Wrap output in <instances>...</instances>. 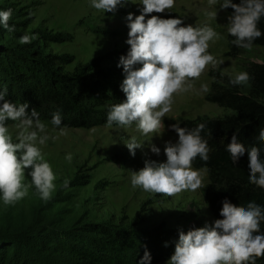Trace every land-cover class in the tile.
<instances>
[{
	"label": "clouds",
	"instance_id": "clouds-1",
	"mask_svg": "<svg viewBox=\"0 0 264 264\" xmlns=\"http://www.w3.org/2000/svg\"><path fill=\"white\" fill-rule=\"evenodd\" d=\"M140 7L139 14L128 12L125 20L129 32L125 43L129 49L121 55L117 67H122L124 79L120 84L125 99L110 106L106 123L120 128L133 124L142 136L165 132V116L172 111L174 95L188 92L206 68L219 69L224 63L208 51L210 42L223 35L209 23L194 26L185 23L180 16H161L170 13L176 0H89L90 6L105 15L115 14L129 4ZM209 10L206 15L217 19L220 10L229 7L234 11L228 16L227 34L234 37L231 41L237 47L251 51L256 40L264 36L259 22L264 18V0H207ZM156 13V14H153ZM151 14V15H150ZM12 9H0V27L9 32L15 31V24H9ZM35 34L25 33L19 37L22 44H29ZM264 64V59L255 58ZM252 77L247 71H238L230 79L233 85L249 84ZM201 88L207 90V85ZM7 87L0 88V202L14 205L24 199L33 189L42 200L52 198L56 190V173L41 146L50 136L47 125L40 119V113L29 104H16L5 99ZM8 121L15 122L18 131H10ZM54 130L64 133L62 113L57 110L50 121ZM178 134L175 142L164 144L166 160L145 159L144 166L138 171L131 170L130 183L134 188L145 192L162 193L169 197L185 191H195L203 184L200 169L192 167L199 157L210 159L208 140L201 132L205 123L195 128L181 127L180 122L168 125ZM258 143H264V130L259 132ZM130 155L137 149L143 150L145 142L136 136L124 143ZM147 147L157 156L161 148L155 143ZM227 152L233 162L245 157V148L234 134L227 144ZM72 161V153L64 157ZM247 183L264 189V156L261 149L251 147L247 150ZM30 177L26 182L25 173ZM63 187H70V179L64 178ZM221 219L193 227L186 232L179 229L173 254L165 264H256L264 257V205L251 200L244 207L234 206L229 200L222 201ZM168 242H165L167 246ZM152 255L145 245L143 256L137 264H152Z\"/></svg>",
	"mask_w": 264,
	"mask_h": 264
},
{
	"label": "rangeland",
	"instance_id": "rangeland-1",
	"mask_svg": "<svg viewBox=\"0 0 264 264\" xmlns=\"http://www.w3.org/2000/svg\"><path fill=\"white\" fill-rule=\"evenodd\" d=\"M140 7L142 6L130 3L115 14L105 15L93 9L89 0H0V9H12L19 37L25 33L35 34L31 42L35 49L53 56L64 74H72L75 69L94 61H98L103 68L117 67L119 59L115 61L114 58H118L122 49L130 47L125 43L129 32L125 17L128 12L139 14ZM208 10L207 0H176V6L170 13L158 14L178 15L194 26L209 23L223 35L215 42H210L208 51L224 61L219 69L206 68L188 92L174 95L172 111L164 118L165 132L162 136H142L134 124L120 128L109 126L106 122L89 123L81 127L66 124L63 125L66 127L61 134L50 123L51 113L40 117L47 125V133L56 137L41 146L45 158L50 161L56 173V190L47 201L30 189L28 196L14 205L0 202V258L7 255L8 263L13 258L14 246L21 244L23 248L19 247L17 252L21 256L16 259L19 262L17 264H32L31 261L27 262L29 255L23 254V249L28 245L21 232L7 233L5 228L16 226L23 229L24 224L32 223L34 216H39L41 224H46L48 222L43 215L44 210H50V218L55 219L62 231L81 227L84 223H103L123 229H159L178 235L179 229L186 232L215 220L204 199V188L209 182L205 169H200L203 184L199 189L185 190L171 197L162 193L145 192L134 188L130 183L131 170L138 171L142 168L145 159L166 160L163 152L165 142H175L178 139V134L168 128V125L186 119L221 118L230 114L228 110L206 99L215 79L211 74L231 79L236 72L245 71L250 62H255V58L264 59V48L253 47L251 51L244 48L230 50L226 30L230 14L226 10H220L217 19H212L206 15ZM202 84L207 85V90L201 88ZM238 86L243 91L248 89V84ZM110 103L115 104L116 100ZM7 123L15 137L18 131L15 122ZM132 136L145 142V148L137 149L134 157L124 144ZM150 142L161 148L159 156L147 147ZM66 153H72L71 162L64 158ZM192 167L195 168L193 165ZM25 176L26 182L30 181L27 172ZM64 178L70 179V187H63ZM32 201L35 203H31ZM31 204L33 209L30 211ZM40 230L29 232L36 236ZM10 244L13 246L6 252V247ZM170 249L164 250V254L155 258L152 264H165L174 252L173 247ZM56 258L60 259L59 264H65L63 254H57ZM13 259L15 263V258ZM23 259L25 261L21 263Z\"/></svg>",
	"mask_w": 264,
	"mask_h": 264
},
{
	"label": "trees",
	"instance_id": "trees-1",
	"mask_svg": "<svg viewBox=\"0 0 264 264\" xmlns=\"http://www.w3.org/2000/svg\"><path fill=\"white\" fill-rule=\"evenodd\" d=\"M234 2L239 3L240 0ZM226 11L231 14L234 9L229 7ZM9 24H15L13 12ZM258 26L264 31V18ZM18 37L17 24L14 32L0 27V88L8 89L5 99L16 104L27 102L28 111L35 108L40 117L59 110L63 125L81 127L89 123H105L113 104L110 102L116 100V103H120L126 98L120 88L124 79L121 68H103L98 61H94L75 69L72 74H64L53 56L35 49L33 43H20ZM233 39L228 35V45L232 51L240 48L232 44ZM254 47L264 48V36L255 41ZM128 49H122L114 60L125 55ZM245 71L252 77L246 91L231 84L225 76L210 75L215 79L207 101L228 110L230 114L221 118L203 117L180 122L181 127L189 129L200 123L206 125L201 135L208 140L212 149L210 159L203 161L197 157L192 165L196 169H205L208 174L204 199L215 220L221 219L219 212L222 210V201L226 199L234 206L244 207L251 200L264 205V189L247 183V150L257 147L264 156V143H258L259 132L264 130V64L250 62ZM234 134L238 135V142L245 148V157L236 162L232 161L226 150ZM44 212L46 224H41L39 216H34L32 223L27 222L23 229L16 226L12 230L5 228L7 233L21 232L28 245L23 249V254L29 255L27 262L31 261L32 264H59L57 254L64 255L65 264H137L144 254L145 245L154 262L155 258L164 254V250L175 248L178 240V235L171 231L123 229L103 223H84L81 227L62 231L55 219L50 218V210ZM261 227L264 230V223ZM36 229L41 230L32 236L29 231ZM165 242H168L167 246ZM11 246L7 245L6 252ZM19 247L23 248L20 244L12 250L15 263L13 258L7 263L5 255L0 258V264L19 263L16 260L21 257L17 253ZM256 264H264V257L258 258Z\"/></svg>",
	"mask_w": 264,
	"mask_h": 264
}]
</instances>
